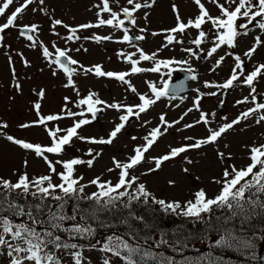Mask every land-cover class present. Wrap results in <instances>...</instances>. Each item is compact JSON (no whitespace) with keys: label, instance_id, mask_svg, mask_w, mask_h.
Returning <instances> with one entry per match:
<instances>
[{"label":"snow or ice","instance_id":"6c2138e0","mask_svg":"<svg viewBox=\"0 0 264 264\" xmlns=\"http://www.w3.org/2000/svg\"><path fill=\"white\" fill-rule=\"evenodd\" d=\"M114 2L118 4L119 0H114ZM193 2L198 8V15L195 18H189L187 22L182 20L177 6L172 5L176 25L171 29L162 30L166 34L165 43L162 44L163 48H168L174 44L183 45L185 41L178 39L177 34L183 36L187 30L195 29L198 30V35L189 43L195 45V49H198L199 53L193 47H182L181 51L185 52L189 58L207 60L225 45L229 49H234L237 46L238 37L247 36L253 28L264 33V0H224V3H220L219 0H209L219 9L220 14L216 17L210 15L201 0H193ZM34 3L43 6L45 0H22L18 6L14 7V10H11L10 14H7L10 7L15 4V0H3L0 3V17L6 16V22L0 24V34H3L5 30L17 27L18 18ZM153 4L154 0L151 2L149 0H143V2L141 0H127V5L130 7L126 6L119 8V10H113L110 6V0H100V3L94 5L98 9L95 23L70 27L63 24L60 19L50 18L51 28L53 34L57 36L60 35L58 31H55L57 26L66 28L68 35L63 37L66 43H75L81 39L94 40L99 43L112 41L113 36L93 35L81 38L78 33L81 30L108 27L114 31L122 32V38L115 42L132 44L133 40H145L144 33L147 32V29L139 28L141 34L133 36L129 34L131 29L126 27V22L131 25V28H136L135 14L142 8L152 7ZM39 10L44 11L43 8ZM33 11L35 12L37 9L33 8ZM45 14L47 13L45 12ZM104 14H108V18H104ZM238 21L243 22L238 23ZM207 24L211 25L212 46L207 49L206 55L202 57L204 49L201 48V45L206 42L209 35L202 30V27ZM38 30V24L23 25L19 29V35L29 41L31 47H36L37 41L34 34ZM160 34L158 32L151 33L152 36ZM3 40L4 36L0 35V46H3ZM260 46H264V40H262L261 35H257L254 38V44L243 53L247 60L242 59L241 55H234L231 51L226 52L225 56H232L234 59L230 76L222 83L204 82V88L219 91L205 93L201 92L199 88L194 89L197 95L193 99V106L189 107L176 121L168 122L166 114H161L159 125L143 136L144 143L136 145L132 155L128 156L125 161L112 158L113 167L107 171L119 170L117 182L101 181L97 177L89 182L97 188V191L91 194L85 193L87 185L81 183L83 177L75 175L76 166L87 164L91 167L94 161L102 155L103 149L96 151L89 148L86 155L91 158L88 160L72 158L67 161L58 159L53 162L45 154L62 155L66 147L72 146L74 139L82 143L110 146L132 118L139 120L141 114L147 113L162 98L167 97L170 100H175L177 99L175 93L184 91L183 82L173 88L167 80H165L163 87L145 81L151 95L148 93L139 94L126 77L140 73H157L171 78L175 71L186 72V79L191 81H196L198 76L193 74L195 69L191 66L184 67L189 65L188 59L159 58V49L151 54H146L139 47H136V51L132 53L120 51L117 53V57L123 58L125 63L131 65V68L130 71L113 72L103 70V66L99 64L90 67L81 65L70 55L72 49L60 48L56 46L55 42L52 44L54 51H50L48 47H43L42 56L47 61L49 68L52 69L51 74L56 76L58 71H62L67 80L64 87L73 89L78 97L73 106L79 111H73L69 108V104L73 102L65 96L59 113L42 115L41 103L39 102L45 98V90L42 88L35 92L39 100L33 104L38 118L30 123L21 124L20 127L28 129L44 126L51 143L42 146L16 139L11 135L6 136L9 142L20 149L43 158L50 174L30 178L27 172H24L18 175L15 182L0 177V256L6 255L8 264H64L63 257L65 256L70 257L71 264H90L84 253L85 251L97 250L105 254L103 264H112V257L120 259L122 264H222V257L214 256L211 251L203 256L184 257L179 261L172 256H166L156 251L161 247H170L172 251L182 255L183 249L188 248L191 241L188 235L182 233L180 229L171 235L167 232H160L158 239L152 234L142 235L138 231L137 225L144 223V217L136 213L135 207L138 205L147 206L149 201L153 205H159L167 214L190 218L193 222L204 223L206 222L205 217L211 218L216 212H219L221 214L215 216L216 224L212 227V232L217 238L212 241L210 247L212 249H235L241 252L252 249L254 240L252 235L247 234L245 230L257 218L264 219V144L246 146L250 160L247 166L238 169L234 164H231L224 168L221 178L214 180L220 185V188L212 198H209L207 193L201 189L194 194L193 200L185 201L183 204L179 201L166 202L162 199H156L143 183H138L139 177L131 173L137 166L146 162L145 154L149 152L158 139L169 129L180 124L194 110L199 112V118L194 123L185 124L184 128L191 129L197 124L203 123L209 133L207 137L201 139L185 137L187 141L192 142L179 147H172L167 154L160 157L149 158L154 167L149 168L148 173L159 170L164 162L180 157L190 150L215 144L223 134L240 125L242 121H247L256 116L257 113H264V103L257 102L259 93L254 86V82L264 76V63L258 64L252 71L245 74V64L252 60ZM75 51L79 52L81 48L77 47ZM137 53L138 59H133ZM19 55L23 58L22 53ZM225 56L217 59L214 67L210 70L216 71L224 61ZM9 62L10 64L12 62L10 55ZM141 62H150L151 66H138ZM24 64L28 66L26 60H24ZM78 74L115 79L128 85L131 93L138 96L139 103L132 105L122 102L109 103L100 99L99 94L91 90L86 96L81 97L73 79ZM13 75H15L14 69ZM241 78L243 79L241 80ZM238 81L247 86L250 92L249 96L237 100L236 104L252 103L254 107L242 111L235 119L223 123L218 129L211 128L209 116L214 117L215 113L209 114L201 111V100L204 96L215 97L221 91L226 93L236 87ZM15 87L19 90L20 85L16 84ZM180 99L182 101L184 97H180ZM220 103L223 104L224 101L221 100ZM109 109L122 114L119 115L120 122L115 124L114 128L107 134V138L80 135L79 130L92 124L98 113ZM64 119L72 120L71 126L61 128L55 124L53 127H48L51 122ZM223 119L227 120V117ZM254 122L256 124L264 123V115L256 116ZM148 123L150 122H144L145 125ZM7 127V124H0V128ZM136 139V136L132 137V140L135 141ZM217 155L221 160L226 159L223 152H218ZM230 158L229 154L227 159ZM186 162L193 163L187 158ZM57 164L61 166L62 171L57 172ZM24 165L27 167L26 160ZM183 171L187 172L188 169L185 168ZM54 176L59 178V183L53 182ZM169 184L174 186L175 181H169ZM69 207H71V212H69ZM108 214H119L116 223L124 226L126 231L124 234L116 232L111 235L106 234L101 241L96 239L99 231L114 227L113 224L104 219ZM201 239H208V235L205 234ZM76 241H88V243Z\"/></svg>","mask_w":264,"mask_h":264},{"label":"rangeland","instance_id":"374dc122","mask_svg":"<svg viewBox=\"0 0 264 264\" xmlns=\"http://www.w3.org/2000/svg\"><path fill=\"white\" fill-rule=\"evenodd\" d=\"M21 2L22 0H15V4L10 7L7 14H10L11 10H14V7ZM201 2L205 4V7L213 17L220 14L219 9L209 0H201ZM219 2L224 3V0H219ZM97 3H100V0H45L43 6L34 3L18 18L17 27L5 30L3 34H0L4 36L3 46H0V124L8 125L7 128H0V177L15 182L18 175L24 172H27L30 178L50 174L43 158L37 157L32 152L20 149L6 139L7 135H11L16 139H22L42 146H47L51 143L44 126L28 129L20 127L21 124L30 123L38 118L33 108L34 102L39 100L35 92L42 88L45 90V98L39 101L42 115L59 113L65 96L69 97L73 102L69 104V108L73 111H79L73 106L78 97L73 89L64 87L67 80L62 71H58L56 76L51 74L52 69L49 68L47 61L42 56L43 47H48L50 51H54L52 44L55 42L56 46L60 48L67 47L72 49L70 55L73 59L79 61L81 65L90 67L99 64L103 66V70L113 72L130 71L131 68V65L125 63L123 58L117 57L118 52L132 53L136 51V47H139L146 54H151L159 49V58L188 59L189 65L184 67L191 66L195 69L193 74L198 76V79L189 86L191 93L185 96L182 101L180 98L175 100H170L167 97L162 98L147 113L141 114L139 120L132 118L112 145H93L74 139L72 146L66 147L62 155L45 154L53 162L58 159L67 161L72 158L88 160L91 158L86 155L89 148H93L96 151L103 149L102 155L94 161L91 167L87 164L76 166L75 175L83 177L81 183L87 185L85 193L91 194L97 191V188L89 182L97 177L101 181L117 182L119 170L107 171L113 167L112 158L115 157L117 160L125 161L128 156L132 155L133 148L144 143L143 136L159 125V116L161 114H166L168 122L176 121L189 107L193 106V99L197 95L194 89L199 88L201 92L205 93L219 91L204 88V82L222 83L230 76L231 69L234 66V59L232 56H225L226 52L231 51L234 55H241L242 59L247 60L243 53L254 44L255 36L261 35L262 40H264V33L253 28L247 36L238 37L237 46L234 49H229L225 45L218 49L212 58L196 60L189 58L185 52L181 51L182 47H193L195 49V45H191L189 41L198 35V30L189 29L183 36L177 34L178 39L185 41L183 45L174 44L168 48H163L162 44L165 43L166 34L162 30L171 29L176 25L172 5L175 4L177 6L182 20L187 22L189 18H195L198 15V8L193 0H154L152 7L139 10L135 14L137 27L130 28L129 34L133 36L141 34L139 28H146L147 32L144 33L146 39L136 41L135 44L115 42L122 38V32L114 31L108 27L81 30L78 33L81 38L93 35L113 36L112 41H101L99 43L94 40L84 39L75 43H66L63 37L68 35V32L66 28L61 26H57L55 29L60 35L53 34L50 18L60 19L63 24L70 27H77L85 23H95L98 9L94 5ZM110 6L113 10H119V8L126 6L130 7L127 5V0H119L118 4L114 0H110ZM33 8H36L37 11L34 12ZM40 8H43L44 11H40ZM104 18H108V14H104ZM4 22H6V16L0 17V24ZM30 24L39 25L38 32L34 34L37 41L36 47H31L30 42L17 32L23 25ZM210 29V24L202 27V30L209 34L206 42L201 45V48L204 49L202 57L206 55L207 49L212 46V32ZM152 32L161 34L152 36ZM77 47H80L81 51L76 52L75 49ZM84 49H87V51H84ZM195 50L199 53L198 49ZM21 53L23 58L19 55ZM9 55L11 56V64ZM221 56H225L221 66L216 71H211L210 69L214 67L215 61ZM133 59H138V53ZM24 60L28 62V66H25ZM260 63H264V46H260L253 55L252 60L245 64V74L252 71ZM138 66L150 67L151 64L150 62H141ZM13 69L15 75H13ZM164 71L166 72V70ZM175 77L176 71L171 78L157 73H140L130 75L126 79L137 89L139 94L148 93L151 95L145 81H150L158 87H163L165 80L169 82ZM73 79L81 93V97L86 96L91 90L98 93L100 99L109 103L122 102L129 105L139 103L138 96L131 93L128 85L122 84L115 79L96 78L93 75L84 76L82 74L75 75ZM16 84L20 85L19 90L16 89ZM254 86L259 93L257 102L264 103V76L254 82ZM249 92L250 89L238 81L237 86L226 93L221 91L215 97L204 96L201 100V111L209 114L215 113L214 117L209 116L211 120L209 126L213 129H218L223 123L231 122L242 111L254 107L252 103L236 104L237 100L249 96ZM249 99L251 98L249 97ZM221 100L224 101L223 104L220 103ZM176 105H179V107H176ZM219 106H222L220 110H218ZM121 114L111 109L99 113L97 121H93L92 124L79 130L80 135L107 138V134L114 128L115 124L120 122L119 115ZM258 115H264V113H257L256 116ZM256 116L249 118L247 121H242L240 125L223 134L215 144H209L197 150H190L180 157L164 162L159 170L148 173V169L154 167L149 158L160 157L167 154L172 147H179L192 142L187 141L185 137H194L196 139L207 137L209 133L203 123L197 124L191 129L184 128L185 124L194 123L199 118V112L194 110L180 124L169 129L158 139L149 152L145 154L146 162L137 166L131 174L139 177L138 183H143L154 198L162 199L166 202L179 201L183 204L185 201L193 200L194 194L201 189L207 193L209 198H212L218 193L220 188V185L215 183L214 180L221 178L224 168L231 164H234L238 169L247 166L250 160L248 147L246 146L264 144V123L256 124L254 122ZM224 117H227V120L223 119ZM89 118H91L90 115ZM145 121L150 123L145 125ZM55 124H58L61 128H67L71 126L72 120L64 119L51 122L48 127H53ZM133 136L137 137L135 141L132 140ZM218 152H223L226 159L221 160L217 155ZM229 154L231 158L227 159ZM186 158L192 160L193 163H187ZM25 160L27 161V167L24 165ZM185 168L188 169L187 172L183 171ZM56 169L57 172L63 170L59 164L56 165ZM169 181H175V185L171 186ZM53 182L59 183V178L54 176ZM260 240L262 244L259 245L258 250L264 245V234L260 237ZM76 242L86 244V241ZM258 252L255 253V263L258 261ZM84 255L88 258L90 264H103V258L105 257L104 253L97 250L85 251ZM111 259L112 264H122V261L118 258L112 257ZM63 260L64 264H71L70 257L65 256ZM225 261V259H222V264H228ZM0 264H8L6 255L0 256Z\"/></svg>","mask_w":264,"mask_h":264},{"label":"trees","instance_id":"16d2710c","mask_svg":"<svg viewBox=\"0 0 264 264\" xmlns=\"http://www.w3.org/2000/svg\"><path fill=\"white\" fill-rule=\"evenodd\" d=\"M135 211L138 215L144 217V223L137 225V229L142 235L152 234L158 239V234L160 232H167L171 235V233L175 232L177 229H180L182 233L188 235L191 244L188 248L183 249L182 255L172 251L170 247L156 249V251L163 253L166 256L174 257L177 261L182 260L184 257L195 258L203 256L211 251L214 256H219L222 257V259H225V262L228 264H256L254 262L256 260L255 253L260 251L258 250L259 245L262 244L260 237L264 234V219L257 218L251 225L246 227V233L252 235L254 247L241 252L235 249H212L210 247L212 241L217 238L212 232V227L216 224L215 216L221 214L219 212H216L211 218L205 217L206 222L200 223L193 222L190 218L167 214L159 205H153L151 201H149L147 206H136ZM69 212H71V207H69ZM118 215L119 214H108L104 217L106 222L113 224L114 227L100 230L96 239L103 241L106 234L111 235L113 232L119 234L125 233V227L116 223ZM205 234L208 235V239H201ZM86 243H88V241H86ZM201 244L203 245L202 247Z\"/></svg>","mask_w":264,"mask_h":264},{"label":"water","instance_id":"95a60500","mask_svg":"<svg viewBox=\"0 0 264 264\" xmlns=\"http://www.w3.org/2000/svg\"><path fill=\"white\" fill-rule=\"evenodd\" d=\"M133 43H135V40H133ZM186 75L187 73L185 72H182V71L177 72L176 78L172 82L169 83L171 87L175 88L181 85V83L183 82L184 91L175 93L177 98L189 95L191 92V90L189 89V84H191L193 81L187 80ZM221 108L222 106H219L218 110H220ZM256 264H264V246L260 249L258 253V261L256 262Z\"/></svg>","mask_w":264,"mask_h":264},{"label":"flooded vegetation","instance_id":"af4514ba","mask_svg":"<svg viewBox=\"0 0 264 264\" xmlns=\"http://www.w3.org/2000/svg\"><path fill=\"white\" fill-rule=\"evenodd\" d=\"M3 2V0H0V3H2ZM127 27H129V28H131V25H127ZM19 30H17V32H18Z\"/></svg>","mask_w":264,"mask_h":264}]
</instances>
